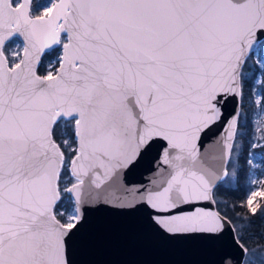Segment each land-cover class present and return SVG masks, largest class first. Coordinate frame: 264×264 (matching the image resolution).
Returning a JSON list of instances; mask_svg holds the SVG:
<instances>
[{"label": "snow or ice", "instance_id": "snow-or-ice-1", "mask_svg": "<svg viewBox=\"0 0 264 264\" xmlns=\"http://www.w3.org/2000/svg\"><path fill=\"white\" fill-rule=\"evenodd\" d=\"M252 69L264 0H0V264H72L96 204L142 205L174 237L233 232L213 162L232 163L242 115L224 109ZM146 162L150 186L126 185ZM255 183L244 207L264 216Z\"/></svg>", "mask_w": 264, "mask_h": 264}, {"label": "water", "instance_id": "water-1", "mask_svg": "<svg viewBox=\"0 0 264 264\" xmlns=\"http://www.w3.org/2000/svg\"><path fill=\"white\" fill-rule=\"evenodd\" d=\"M234 110L241 111V101L239 106L228 103L224 109L225 116ZM214 128L215 131L208 137L207 147L219 155L228 128L223 123ZM213 163L224 182L228 176H223V172L227 170L229 175L228 160L217 159ZM155 178L154 166L146 162L126 175L124 182L132 188L148 187ZM148 211L142 205L139 210L93 205L87 213L84 228L72 246V264H244L247 248L239 239L236 228L233 232L226 228L217 236L174 237L153 230L149 226ZM234 235L237 240L233 239ZM238 242L242 247L238 246Z\"/></svg>", "mask_w": 264, "mask_h": 264}, {"label": "trees", "instance_id": "trees-1", "mask_svg": "<svg viewBox=\"0 0 264 264\" xmlns=\"http://www.w3.org/2000/svg\"><path fill=\"white\" fill-rule=\"evenodd\" d=\"M45 2V0H41ZM261 74L252 69L245 77L244 98L241 100V115L238 125V145L240 154L238 157V167L234 184L223 182L217 196L220 205L224 207L228 215L236 225L239 239L247 248L246 264H264V216H261L260 209L252 214L244 207L245 197L252 190L251 174L253 168L246 160L256 148H250L252 143L253 126L252 120L255 112V90ZM264 207V197L260 202Z\"/></svg>", "mask_w": 264, "mask_h": 264}, {"label": "rangeland", "instance_id": "rangeland-1", "mask_svg": "<svg viewBox=\"0 0 264 264\" xmlns=\"http://www.w3.org/2000/svg\"><path fill=\"white\" fill-rule=\"evenodd\" d=\"M264 80V76L260 75L258 81ZM264 94V84L257 82V87L255 90V100L260 99L261 95ZM253 126V134H252V143H258L264 145V140L261 139L264 136V132L261 131L264 128V118L261 116V105H255V112L253 115L252 120ZM257 150L252 151L249 155L250 160L252 161V174H251V185L252 189H256L257 191L260 190V185L255 183L256 179L260 176L261 171L264 169L261 168V165H264V147H255ZM240 145H237V151L233 153L232 163L229 164V175L224 182L228 184H234L236 180V175L233 178V166L235 167L236 174H237V167H238V157L240 154ZM264 196H258L256 200L253 202L254 204H260ZM247 254L244 264H246Z\"/></svg>", "mask_w": 264, "mask_h": 264}]
</instances>
